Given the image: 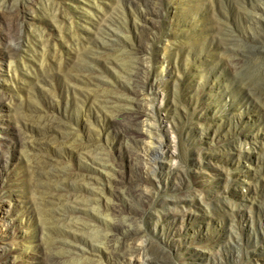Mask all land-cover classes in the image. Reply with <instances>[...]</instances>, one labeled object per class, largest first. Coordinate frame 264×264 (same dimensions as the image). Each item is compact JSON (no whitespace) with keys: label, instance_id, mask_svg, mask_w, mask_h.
<instances>
[{"label":"rangeland","instance_id":"374dc122","mask_svg":"<svg viewBox=\"0 0 264 264\" xmlns=\"http://www.w3.org/2000/svg\"><path fill=\"white\" fill-rule=\"evenodd\" d=\"M122 216L134 264H264V0H0V264H111L89 230Z\"/></svg>","mask_w":264,"mask_h":264},{"label":"bare ground","instance_id":"6f19581e","mask_svg":"<svg viewBox=\"0 0 264 264\" xmlns=\"http://www.w3.org/2000/svg\"><path fill=\"white\" fill-rule=\"evenodd\" d=\"M15 48L21 47V37L14 36ZM13 44V43H12ZM13 47V46H12ZM14 49V48H13ZM126 100L135 101L136 104L131 105L128 109L120 110L117 113L116 119L122 125L124 131L126 132L127 139L132 148H137L143 141H149L154 144V136L151 134L150 130L144 128L145 121L149 117V113L142 107L143 103L138 101L137 99H133L130 97H126ZM152 152V153H151ZM151 155L158 157V151L154 149L151 151ZM78 189V188H76ZM79 191V190H78ZM122 194L131 196L133 198H141V191L134 186H123L120 188ZM76 192V191H75ZM86 193L82 190L70 195L61 196V200L64 203H75L74 209H72L71 214H68V227L78 228L83 230L86 228V224L81 222V227H77L80 225L79 219H77L76 209L86 208L91 210L93 214L98 216V208L94 205L96 200L95 198L88 199L86 198ZM125 207V206H124ZM121 207L120 211L122 214L130 213L127 207ZM76 215V216H75ZM66 219V220H67ZM106 228L103 230L90 229V240L96 241L104 245V248L108 250L109 260L111 264H134L139 256H147V250L143 244L136 243L138 235L140 234V227L134 222V219L128 218L125 216L121 217L120 221H113L111 223H107L104 220ZM73 233V232H71ZM89 238H85L89 240ZM97 245V244H94ZM98 246V245H97ZM55 252L51 254L49 257L47 256L46 264H69L67 259H71L72 261L76 260L74 258H70L71 251L67 250L64 244H57L54 246ZM3 252H6V249L3 247ZM154 260L158 262L162 260L160 257H156L154 255ZM146 259H143V263H145ZM5 262V260H3ZM72 264V263H71ZM73 264H90L89 261L79 262L78 260ZM92 264V263H91Z\"/></svg>","mask_w":264,"mask_h":264}]
</instances>
